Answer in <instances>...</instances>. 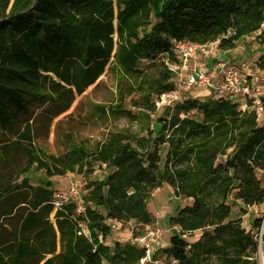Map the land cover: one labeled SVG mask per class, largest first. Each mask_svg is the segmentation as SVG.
<instances>
[{
    "label": "trees",
    "instance_id": "trees-1",
    "mask_svg": "<svg viewBox=\"0 0 264 264\" xmlns=\"http://www.w3.org/2000/svg\"><path fill=\"white\" fill-rule=\"evenodd\" d=\"M263 24L264 0H0V129L9 135L0 140V167L18 152L26 157L20 181L0 170V264H140L145 251L137 244L105 243V220L152 223L148 201L165 183L192 200L170 220L180 232L163 249L168 258L261 264L259 241L231 218L228 199L235 192L245 208L264 204V123L230 100L188 98L161 112L155 101L175 88L173 40L234 50L259 30L264 42ZM258 67L264 71V54ZM107 68L117 97L94 114H125L136 127L60 157L39 149L34 121L66 112ZM95 164L111 173L87 182L84 213L75 202L54 211L50 178ZM34 165L47 174L38 185L26 176ZM262 223L257 217L253 227ZM197 230L202 235L190 243L186 234Z\"/></svg>",
    "mask_w": 264,
    "mask_h": 264
},
{
    "label": "rangeland",
    "instance_id": "rangeland-1",
    "mask_svg": "<svg viewBox=\"0 0 264 264\" xmlns=\"http://www.w3.org/2000/svg\"><path fill=\"white\" fill-rule=\"evenodd\" d=\"M264 29V24L262 25ZM259 31L253 32L244 37L238 42L237 48L232 53H224L219 47L214 48L215 57L224 58L237 64L246 75H249L255 89L260 93L264 99V71L258 67V59L264 54V42L260 41ZM208 95V94H207ZM117 97V88L114 77L110 70L107 68L100 78L91 86H89L82 94H77L71 107L61 115L49 120L47 117H39L34 121L35 126V144L39 149L44 150L50 155L60 157L65 154L69 147L72 145L85 143L90 146H96L107 133L110 131L122 130L126 127H136L135 120H129L125 114L96 116L94 114V106L100 105L107 107L112 104ZM183 100L188 98H209L204 96V92L197 89L183 91ZM129 98L127 99V102ZM245 105V101L239 99L238 105ZM126 107L133 114H137L138 109L132 107L129 103ZM31 109H36L32 107ZM243 109V108H242ZM40 109L37 110V112ZM159 111V110H158ZM161 112V111H159ZM191 116L199 117L197 113L192 112ZM35 117V116H34ZM259 123H264V114L258 117ZM5 133H1L0 140L5 139ZM9 136V135H8ZM165 155L163 150L162 156ZM26 164V157L23 153L18 152L10 156L7 165L0 167L1 172L6 175V178L12 180L22 179L20 171ZM35 165L27 173L29 182L33 185L41 184L46 178L45 170L35 169ZM111 173L110 169H104L103 166L95 164L93 166L84 165L76 167L72 172L68 171L65 175H56L50 178L52 188L55 192H64L67 190L72 180L79 182V196L75 199L78 206L85 207L84 195L88 191L87 182L91 180H103ZM258 176L264 184V172H259ZM20 177V178H19ZM174 188L168 184H163L160 188L155 189L149 198L148 209L151 212L154 220L150 223L153 227L157 223L167 229L164 235V245H170V238L173 233L177 232L171 227V218L175 217L179 209L185 205L191 204L192 200L184 197H178ZM228 204L231 206V218H241L242 226L251 230L257 241L260 240V233L262 228L253 227L255 218L261 217L264 219V204L261 206L246 207L236 198L235 192L231 194L228 199ZM94 207V206H93ZM96 209L102 214L106 215L103 207L99 206ZM53 217V216H51ZM105 224L109 227L107 234H105V243L114 246L116 242L126 244L132 242V237L136 233H142L146 225L139 221L132 220L130 222H118L112 219H106ZM170 229V230H169ZM203 231L197 230L192 234H186L185 238L190 242H195ZM102 238V234H99ZM260 246V245H259ZM157 251V259L168 258L161 247H154ZM158 249V250H157ZM259 255V253H258ZM108 264V263H104Z\"/></svg>",
    "mask_w": 264,
    "mask_h": 264
},
{
    "label": "built area",
    "instance_id": "built-area-1",
    "mask_svg": "<svg viewBox=\"0 0 264 264\" xmlns=\"http://www.w3.org/2000/svg\"><path fill=\"white\" fill-rule=\"evenodd\" d=\"M218 47V41L199 44L186 39L173 40V51L176 62L170 64L174 74L175 88L166 92L155 101L156 108L162 111L166 107H172L183 100V91L197 89L207 91L211 100H230L239 103V99L245 101L240 108L254 110L258 117L264 114V99L255 89L249 75H246L240 67L224 58L215 57L214 48ZM79 196V182L72 180L64 192H54L52 204L54 211L64 210V207ZM85 207L77 205V212L84 213ZM145 231L132 237V243L144 249L145 255L140 259V264H178L172 257L157 259L154 257V247L166 248L164 235L167 229L158 223L151 227L145 224ZM80 233L89 236V230L84 222L79 223ZM171 229L180 232L177 225ZM170 230V229H169Z\"/></svg>",
    "mask_w": 264,
    "mask_h": 264
},
{
    "label": "water",
    "instance_id": "water-1",
    "mask_svg": "<svg viewBox=\"0 0 264 264\" xmlns=\"http://www.w3.org/2000/svg\"><path fill=\"white\" fill-rule=\"evenodd\" d=\"M261 230H262V232L260 233V240H259L260 250H259V253H260V258H261V264H264L263 256H262V235H263V230H264V219H263L262 229Z\"/></svg>",
    "mask_w": 264,
    "mask_h": 264
},
{
    "label": "crops",
    "instance_id": "crops-1",
    "mask_svg": "<svg viewBox=\"0 0 264 264\" xmlns=\"http://www.w3.org/2000/svg\"><path fill=\"white\" fill-rule=\"evenodd\" d=\"M235 50V49H234ZM234 50H226V51H224V53H232V52H234ZM208 99H210V98H208ZM203 100H207V98H203ZM106 214V213H105ZM54 215V213H52V215L51 216H53ZM60 250V248L58 247V251Z\"/></svg>",
    "mask_w": 264,
    "mask_h": 264
}]
</instances>
